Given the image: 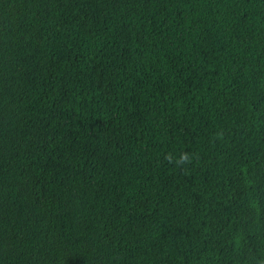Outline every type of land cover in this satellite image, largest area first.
Returning a JSON list of instances; mask_svg holds the SVG:
<instances>
[{
    "label": "trees",
    "instance_id": "1",
    "mask_svg": "<svg viewBox=\"0 0 264 264\" xmlns=\"http://www.w3.org/2000/svg\"><path fill=\"white\" fill-rule=\"evenodd\" d=\"M0 264H264V0H0Z\"/></svg>",
    "mask_w": 264,
    "mask_h": 264
}]
</instances>
